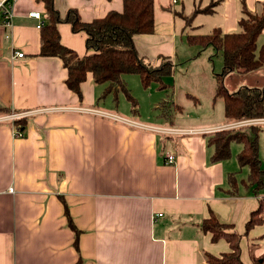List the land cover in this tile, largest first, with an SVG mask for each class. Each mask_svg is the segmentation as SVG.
<instances>
[{
	"label": "crops",
	"instance_id": "obj_1",
	"mask_svg": "<svg viewBox=\"0 0 264 264\" xmlns=\"http://www.w3.org/2000/svg\"><path fill=\"white\" fill-rule=\"evenodd\" d=\"M154 1L156 31L137 35L135 45L157 63L173 60L189 35L238 31L242 1L258 12L263 0H181L180 10V0ZM123 2L55 0V6L62 15L74 8L90 22L122 11ZM36 11L45 21L42 2L18 0L11 25H0V107L13 111L0 116V264H208L207 255L232 250L225 238L215 241L202 229L212 213L242 235L244 264H264V221L247 229L264 194L239 177L233 153L215 161L204 135L234 122L180 129L121 115L105 108L106 87L92 74L80 100L65 83L63 60L40 54V19L30 15ZM192 16L203 29L184 36L179 23ZM58 28L65 46L80 56L92 52L86 32H74L68 22ZM20 118L24 135L16 136L13 121ZM65 204L80 230L78 249Z\"/></svg>",
	"mask_w": 264,
	"mask_h": 264
},
{
	"label": "trees",
	"instance_id": "obj_2",
	"mask_svg": "<svg viewBox=\"0 0 264 264\" xmlns=\"http://www.w3.org/2000/svg\"><path fill=\"white\" fill-rule=\"evenodd\" d=\"M45 6L46 20L41 25V51L43 56H58L67 68L65 80L69 89L83 99L81 85L89 74L97 84H108L106 91L118 94L126 93L137 109V101L131 94L123 79L127 73L141 76L143 85L148 87L154 81L162 82L163 77L174 73L175 65L170 58H163L158 64L141 56L135 45V37L140 34H152L156 31L154 0H124L123 10H112L104 17L85 22L78 10L70 9L66 15L55 6V0H38ZM239 30L225 33L216 28L213 32L203 35H189L187 43L202 47L212 46L220 52L224 60L223 73L219 75L216 97L222 96L225 101V116L228 122H240L252 119H264V86H242L236 91H229L224 85L225 75L230 73L247 74L264 67V43L258 48L259 36L264 31V0L262 9L252 12L244 1L241 3ZM191 17L188 19L190 20ZM68 22L74 32L84 31L87 34V48L91 53L80 56L74 49L65 46L61 41L58 25ZM166 84L162 82V87ZM13 111L0 107V116L10 115ZM26 119H15V130L24 135L23 125ZM264 123L242 125L204 134L208 142L215 147V161L231 157L233 142L243 144V149L237 154L241 167L249 168L247 183L255 186L256 192L264 187V167L259 153V134ZM238 172L230 175L233 191L239 187ZM68 225L76 233L75 246L79 248L80 230L76 227L65 204ZM264 221V205L254 211L247 223V229ZM205 232L213 234V240L225 238L231 252L222 256L207 255L208 264H244L241 259L242 235L234 229L233 224L222 221L216 214L202 223ZM264 258V257H263Z\"/></svg>",
	"mask_w": 264,
	"mask_h": 264
},
{
	"label": "rangeland",
	"instance_id": "obj_3",
	"mask_svg": "<svg viewBox=\"0 0 264 264\" xmlns=\"http://www.w3.org/2000/svg\"><path fill=\"white\" fill-rule=\"evenodd\" d=\"M189 3L186 8L193 13L192 4ZM182 7L183 1L180 0V4L175 9L180 10ZM194 18L192 16L190 20H183L182 25L179 23V27L185 31L184 36L192 30L195 31L194 27L203 29L199 19ZM263 43L264 35L262 34L258 39L259 49ZM179 46H181L180 43ZM185 48L188 50L185 51ZM179 49V54L173 59L174 73L163 77L162 82L166 84L165 87H162L160 81H154L145 87L139 74L123 75L128 89L137 101V112L133 110L132 101L123 91L118 94L105 91L101 100L105 108L127 117L136 114L139 119L147 123L163 124L180 129L208 127L228 122L225 116L224 98L216 97L219 85L217 77L223 73L224 68L222 54L215 51L212 46L188 45L186 42ZM160 60L155 64H158ZM259 79L262 82L257 84ZM242 84L251 87L262 86L264 85V73L254 71L243 76L239 73L225 75L224 85L229 91L238 90ZM103 85L106 88L108 86L106 83ZM242 147L243 144L240 142L232 143L231 152L234 160H238L236 152H239ZM259 153L264 167V125L261 126L259 134ZM239 169H241L240 166ZM248 175L249 168L242 167L239 177L247 178ZM260 192L264 194V187Z\"/></svg>",
	"mask_w": 264,
	"mask_h": 264
},
{
	"label": "built area",
	"instance_id": "obj_4",
	"mask_svg": "<svg viewBox=\"0 0 264 264\" xmlns=\"http://www.w3.org/2000/svg\"><path fill=\"white\" fill-rule=\"evenodd\" d=\"M18 0H1L0 1V25L2 26H10L12 23V18H13V5L14 3ZM176 2V0H174ZM33 17H36L40 19V27L41 25L44 24V21L42 20L41 13L39 11L32 12L30 14ZM24 53L23 52H17L16 56L17 57H23ZM254 123H264V119H252V120H245V121H240L234 123L231 127H238L242 125H247V124H254ZM166 132L169 133H179V129H173V128H168V129H163ZM15 135L20 136L21 133L17 130H15ZM175 156L174 155H169L168 156V161L170 163L174 162ZM261 200L264 201V197H260ZM161 215V214H160Z\"/></svg>",
	"mask_w": 264,
	"mask_h": 264
}]
</instances>
